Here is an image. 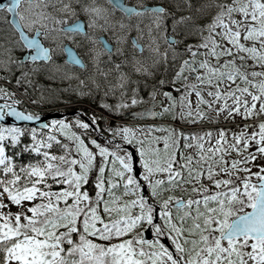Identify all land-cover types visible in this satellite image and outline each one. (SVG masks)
I'll use <instances>...</instances> for the list:
<instances>
[{"label": "snow or ice", "instance_id": "snow-or-ice-1", "mask_svg": "<svg viewBox=\"0 0 264 264\" xmlns=\"http://www.w3.org/2000/svg\"><path fill=\"white\" fill-rule=\"evenodd\" d=\"M56 2H0V264H264V0H207L183 30L162 3ZM77 11L86 26L60 15ZM117 14L113 47L94 30ZM132 15L149 20L136 36ZM58 53L57 71L100 96L46 121L25 85ZM161 62L141 95L124 66L154 78ZM146 117L173 123H132Z\"/></svg>", "mask_w": 264, "mask_h": 264}, {"label": "flooded vegetation", "instance_id": "flooded-vegetation-1", "mask_svg": "<svg viewBox=\"0 0 264 264\" xmlns=\"http://www.w3.org/2000/svg\"><path fill=\"white\" fill-rule=\"evenodd\" d=\"M88 1H90L91 3L94 2L95 4H99V5H102L105 7L108 6V0H63V2H66V3L70 2L71 6L75 9H79L82 4H85ZM173 1L175 2L176 9L180 8V5L181 6L183 5L180 0H173ZM124 2L134 4L138 7H140L142 4H161L162 3L165 7L168 8V5H167L168 1L167 0H124ZM53 5L56 8H58L59 2H56V0H48V10L49 11L53 10L52 9ZM180 9L182 10V13L177 12V10L176 11H170V9H169V11L172 12L176 18H179V16L184 13V9H182V8H180ZM60 15L61 16H68V22L69 23H71L74 19L79 18L81 21H84L85 26L87 24V16L82 11H77L75 17L72 16L70 13H60ZM169 18H167L166 21H172V18L171 17H169ZM116 19H117V23H116L115 28H112L109 25V30H107V31H103L100 27H97L94 30L97 35H101L105 39L109 40V42L112 43L113 47L117 46L116 42L114 40V37H113V33L115 35H119L120 31H121L120 30V23H119V14H117ZM137 19L138 18L135 15H132L130 17V19H125V21H124L125 27H124L123 31L130 36H136L137 35V30H136ZM2 20H3V13H0V21H2ZM186 22H189V21H186ZM98 24L103 25L104 21L101 19L100 21H98ZM129 24L131 25V29H132L130 32L128 31ZM139 26L141 28H145V25H142L140 23H139ZM2 27H3V25L0 24V28H2ZM168 31L171 32L172 30L168 28ZM75 39L79 40L80 37L77 35L75 37ZM63 42L65 44H68V45L74 47L76 52L83 55L82 49H80L79 47H76L72 41L64 39ZM5 49H6V45L3 47H0V58H5ZM16 55H19V53L17 52ZM64 59H65L64 54L58 53L57 56L55 57V62L53 64L49 65L46 69L40 71L39 73H33V75L29 78V83L25 86L28 88L29 95H31L33 97V99L37 101V104L44 105V104L50 103V100L47 99V96L49 97L50 95H52L54 93L61 94L62 91H64L63 87L70 85L68 83H71V86H72V84H74V81H77L75 78H73L71 80H67V78H64L63 73L61 71H57L56 64L62 63L64 61ZM101 59L107 60V55L101 56ZM113 59H117L115 54H113ZM85 63H88V61L86 59H85ZM103 67L107 68L108 65L104 64ZM73 70L78 72V73H83V75H81V79H85L88 72L91 71L90 68L84 69V68H79V67H74ZM124 70L130 72L129 71L130 67L124 66ZM3 72H4L3 64L0 63V74H3ZM155 72L156 73H155L154 78L152 79V81H149V82H153L149 85L150 89H151V86L153 84H155L156 81H158L161 78V75L163 74L161 71L155 70ZM19 74H20V70L13 72V78ZM131 75H132L133 79L141 81V84H140L141 95H143V96L145 95V97H147L146 89L144 88V83L146 82V75L145 74H138L135 72H132ZM109 79H112V77H109ZM87 82H89V83H87ZM98 83L101 85V90H104L106 88V85L104 84L103 77H98ZM85 84H89L91 87L87 88L84 95H81L80 97H75L76 99H78L75 103L56 104V106L60 107L64 111H73L77 107V103L80 101H91L96 106L98 104V101H99L100 92H97L95 86L91 83V81L85 79ZM169 86L170 85H165V88H169ZM89 89H92V91L94 93V97L87 95V92ZM107 99H108L109 103L115 102L114 98L111 96H109ZM68 100H70V99H68ZM100 111H101V109H100Z\"/></svg>", "mask_w": 264, "mask_h": 264}, {"label": "rangeland", "instance_id": "rangeland-1", "mask_svg": "<svg viewBox=\"0 0 264 264\" xmlns=\"http://www.w3.org/2000/svg\"><path fill=\"white\" fill-rule=\"evenodd\" d=\"M180 1L184 4V7H187V10L190 12L188 14L189 21H194L195 19H198V16L200 14H203L202 12H198L197 11V8H198L199 5L207 2V0H180ZM87 3H91V2L88 1ZM168 7H169L170 11H176L177 10V12H179V13H180V11H182L180 8L176 9V5H175V2L173 0H168ZM52 9H53V6H52ZM179 17H183V16H179ZM139 23L142 24V25H145V29H146L147 26L149 25V20L148 19H142V20L141 19H137L136 24H139ZM166 23H167L168 28H172L173 27L172 21H166ZM189 23L190 22L183 21V22L178 23L177 27L179 29L183 30V28L185 27V25H191V23L190 24ZM195 23H199V22L197 20H195ZM189 39L190 40H194V39H196V37H189ZM164 47H165V45H163V43H162L161 44V50L162 51H163ZM4 59L5 58H0V63L3 64ZM248 63H251V61H248ZM169 64H171V53H169ZM155 70L156 71H161L163 73L164 72V65H163V63L161 62L159 68H149V71L150 72H153L154 74L156 73ZM129 71L131 73L133 72L131 70V68H130ZM152 79H153V77L146 75V83L148 85H150L151 83H153V82H149V81H152ZM67 80H69V79H67ZM87 83H89V82H87ZM68 84H70V85H68L66 87H63L64 93H65L63 95L66 96L67 99H70L72 97H80L81 95H78L77 94V91L78 90L81 91V92H83L85 94L87 88L88 87H91L89 84H85V86L82 87V86H80L78 84L77 81H74V84H72V87H71V83H68ZM148 90H150V88ZM148 90L146 89V93L148 92ZM55 94H57V93H55ZM47 99L54 100L53 98H51V96H49V97L47 96ZM191 99L193 100V102L195 104V96L194 95L191 96ZM52 104L53 105H56V104H60V103L57 102V101H55ZM82 107L90 108L88 106H82ZM169 119H171V118L170 117H166V122L169 121Z\"/></svg>", "mask_w": 264, "mask_h": 264}, {"label": "water", "instance_id": "water-1", "mask_svg": "<svg viewBox=\"0 0 264 264\" xmlns=\"http://www.w3.org/2000/svg\"><path fill=\"white\" fill-rule=\"evenodd\" d=\"M0 2H3V0H0ZM70 113H72V112H70ZM42 115H43V118L46 120L47 118H50V117H61V116H64L65 113L55 110V111H51V112H48V113H42ZM141 119H150V117L141 118ZM8 122H13V121L10 119ZM21 123H23V122H21ZM32 123H34V122H32Z\"/></svg>", "mask_w": 264, "mask_h": 264}, {"label": "bare ground", "instance_id": "bare-ground-1", "mask_svg": "<svg viewBox=\"0 0 264 264\" xmlns=\"http://www.w3.org/2000/svg\"><path fill=\"white\" fill-rule=\"evenodd\" d=\"M147 5H151V4H147ZM78 99H76L75 97H72V99L70 98L69 103H75ZM67 112H71V111H67Z\"/></svg>", "mask_w": 264, "mask_h": 264}, {"label": "trees", "instance_id": "trees-1", "mask_svg": "<svg viewBox=\"0 0 264 264\" xmlns=\"http://www.w3.org/2000/svg\"><path fill=\"white\" fill-rule=\"evenodd\" d=\"M198 18H199L200 20H204L206 17H205L203 14H200V15L198 16ZM177 194H180V191H179V190H177Z\"/></svg>", "mask_w": 264, "mask_h": 264}]
</instances>
